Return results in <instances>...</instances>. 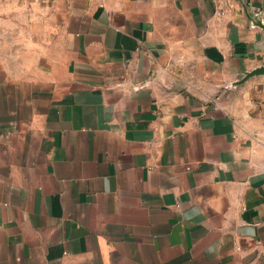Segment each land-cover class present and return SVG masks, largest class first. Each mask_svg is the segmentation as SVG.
I'll return each mask as SVG.
<instances>
[{"label":"crops","instance_id":"obj_1","mask_svg":"<svg viewBox=\"0 0 264 264\" xmlns=\"http://www.w3.org/2000/svg\"><path fill=\"white\" fill-rule=\"evenodd\" d=\"M264 0H0V264H264Z\"/></svg>","mask_w":264,"mask_h":264},{"label":"water","instance_id":"obj_2","mask_svg":"<svg viewBox=\"0 0 264 264\" xmlns=\"http://www.w3.org/2000/svg\"><path fill=\"white\" fill-rule=\"evenodd\" d=\"M253 24L259 28H261L264 31V23L260 19V17L257 14L252 15ZM264 75V67L258 68L250 73H247L243 80H240L234 84V86H239L243 84L245 81L249 80L250 78H253L255 76H261Z\"/></svg>","mask_w":264,"mask_h":264}]
</instances>
